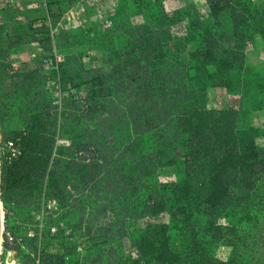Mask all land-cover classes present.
Returning <instances> with one entry per match:
<instances>
[{
  "label": "trees",
  "instance_id": "16d2710c",
  "mask_svg": "<svg viewBox=\"0 0 264 264\" xmlns=\"http://www.w3.org/2000/svg\"><path fill=\"white\" fill-rule=\"evenodd\" d=\"M52 1L61 6L74 4L76 0ZM137 1L131 0V3L139 9L143 3ZM118 13L124 12L119 10ZM132 15L129 12L124 18L125 14H120L116 20L115 31L124 41L109 53L99 69L86 70L82 56L68 52L96 41L95 32L83 36L65 32L56 40L58 46L54 51L63 55V60L57 62L55 56L51 58L56 68L47 77L59 78L63 94L86 90L89 101L84 113L75 101L63 102L59 114L70 145H57V106H54L53 97L40 94L43 81L26 84L22 96L14 94L19 96L23 106L10 109L18 110L25 117L27 132L17 133L18 139L14 138L18 154L2 171L1 191L8 195L11 186H8V179L20 162L27 169V163L34 160L33 173L39 179L37 198L54 200L61 212L72 213L79 220L76 226L60 229L53 236V239L62 238L58 244L45 245L50 231L41 234L40 240L36 236L25 240L29 248L39 254L40 264H66L83 243L89 250L106 245L115 227L98 228L85 210L93 198L109 205L112 194L116 195L115 190L110 192V186L120 178L116 177L115 160L109 158L105 139L89 136L99 128L87 125L97 122L108 102L113 107L115 101H109L111 98L128 91V104H118V111L127 124L130 118L138 121L139 136L133 140L136 143L132 147L137 148L145 142L141 136L156 131L152 137L157 155L164 164H176L179 157L184 158V180L164 186L168 187L173 202L172 215L182 221V226L179 236L172 237L168 224L150 222L134 241V251L119 254L113 250L105 259L99 256L89 263L246 264L241 255L254 251L248 247L245 235L229 237L234 252L228 261L214 257L213 245L225 236H221L222 228L211 224L216 213L229 207L233 197L237 196L238 202L245 204L250 203L253 196L261 198L264 135L257 126L240 124L236 112L208 111L194 101H199L208 87L231 88L234 85L235 76L246 67L244 48L247 43H252L256 35L264 38V7L255 6L252 0H210L209 17L200 16L194 20L184 39L174 38L169 33L171 25L183 20L186 15L183 10L153 11L144 14L143 22L137 23L130 19ZM225 18L230 20V35ZM190 41L200 43L190 53L194 63L191 68L187 60L180 58L184 43ZM171 50L174 53H170ZM51 51V48L46 49V52ZM2 67L0 76L5 79L45 77L38 70L21 73L12 72L10 64L2 63ZM256 76L264 86V77L260 73ZM130 86L134 89L126 90ZM37 105H40L39 114L33 112ZM55 151L58 156L48 175ZM88 153H92L89 160L84 157ZM140 153L146 152L140 147ZM152 167L147 164L146 169L151 172ZM125 173L129 174L130 170ZM10 203L14 211L19 209L15 201ZM147 205H150L146 210L150 215L167 210V203L153 196ZM40 208L39 202L33 209L40 211ZM208 233L209 239H205ZM23 258L30 257L26 254Z\"/></svg>",
  "mask_w": 264,
  "mask_h": 264
},
{
  "label": "rangeland",
  "instance_id": "374dc122",
  "mask_svg": "<svg viewBox=\"0 0 264 264\" xmlns=\"http://www.w3.org/2000/svg\"><path fill=\"white\" fill-rule=\"evenodd\" d=\"M209 1L138 0V3H143L138 9L131 3V0H76L74 4L61 6L52 0H0V27H4L0 29L1 70L2 63H6L10 64L12 72L23 73L38 70L45 75V77L43 75L45 80L39 77L35 80L23 77L5 79L0 76V199L3 210L1 239L3 237L4 240L0 249V264H40L39 254H35L25 240L34 236L40 240L41 234H47L50 231V235L46 236L45 245L49 242L58 244L62 238L53 239V236L60 229L76 226L79 221L72 213L61 212L54 200L46 201L37 198L36 189L39 179L33 173L34 160L27 163V169L24 163L20 162L8 179V186L11 185L8 195H3L1 191L2 171L18 154L14 138L18 139L17 133L27 132L25 117L21 116L18 110L10 109L12 106L19 107L22 104L19 96L15 97L14 94L22 96V89L26 84L43 81L42 91L44 93L40 94H46L48 98L53 97L54 106H57L55 109L58 113L55 132L57 145H70L63 131L59 114L64 106L63 102L75 101L79 104L82 113L88 109L89 101L86 98V90L82 89L80 93L73 90L69 93L70 95L63 94L59 78L49 79L47 77V74L49 75L53 70L50 64L51 58L56 57L57 54L62 56L54 51L58 46L56 40L60 34L66 32L83 36L88 32H95L96 41L88 46L68 50V52L71 55L82 56L86 70L99 69L103 67L104 60L109 53L117 50L124 41V37L115 31V22L120 14L122 16L125 14L124 18H126V15L132 12L130 19L133 23H137L143 22L144 14L153 11L183 10L186 12L183 20L171 25L169 33L174 38L184 39L187 37L188 27L194 20L200 16L209 17ZM252 2L255 6L264 7V0H252ZM119 10L124 13H118ZM137 11L140 13L136 14ZM9 12L14 13L9 14ZM224 24L229 35L232 34L229 18L224 19ZM14 42H17V45H13ZM184 44L180 58L187 60V65L191 68L194 63L190 60V53L200 43L190 41ZM47 48H51L52 51L46 52ZM244 52L246 67L240 75L235 76L234 85L231 88L208 87L199 97V101H194V103L200 104L208 111L236 112L239 115L240 124L257 126L264 135V86L261 85L262 80L257 79L256 76V73H260L264 77V38L256 35L252 43H247ZM170 53H174L173 50ZM191 74H193L192 71ZM66 85L70 87L69 84ZM129 89L132 90L134 87L126 88V90ZM128 95V91H124L118 97L111 98L109 101H115L112 104L113 107H110L108 102L106 111L100 114L97 122H90L87 125L99 128L89 136L97 140L105 139V145L110 150L109 158L115 160L116 177L120 178L113 187L110 186V192L115 190L116 195L112 194V202L109 205L93 198L85 210L91 214L90 218L98 228L108 225L115 227L112 239L102 248L95 247L90 250L84 246V243V245L81 244L77 254L67 259L66 264H90L89 262L96 257L102 256L105 259L109 253L111 255L113 250L119 254L134 251V241L150 222L168 224L170 235L179 236L182 221L172 215L173 202L168 187L164 186L181 183L184 180V158L179 157L176 164H164L157 155L158 149L152 137L156 131L141 136L145 142L142 145L139 144L137 148L132 147L136 143L133 140L139 136L138 121L136 118H130L127 124L118 111V104H128L126 99ZM39 106L37 105V109L33 111L36 112L35 114L41 112L38 110ZM148 137L151 139L147 140ZM140 147L146 152L145 154L140 153ZM57 156L55 151L49 164L48 175ZM84 157L89 160L92 158V153ZM147 164H152L151 172L146 169ZM127 169L130 170L129 174L125 173ZM260 194L261 198L253 196L247 204L239 203L235 196L229 201L227 209L216 213L211 226L222 228L221 236H225L222 241L212 247V254L216 259L228 261L234 252V247L229 243V237L240 238L245 235L248 247H251L250 250L254 252L241 255V259L245 260L246 264H264V191ZM152 196L166 202L167 210L150 215L146 210L150 206L147 202ZM106 200L109 202L108 199ZM12 201L16 202L18 210L12 209L10 205ZM39 202L41 208L40 211H36L33 208L38 206ZM7 203H9L8 206ZM24 223L27 224L23 225ZM8 232L24 238L25 247L21 248L7 243L6 233ZM209 236L208 233L204 238L209 239ZM26 254L29 255V259L23 258Z\"/></svg>",
  "mask_w": 264,
  "mask_h": 264
},
{
  "label": "built area",
  "instance_id": "2783aa9c",
  "mask_svg": "<svg viewBox=\"0 0 264 264\" xmlns=\"http://www.w3.org/2000/svg\"><path fill=\"white\" fill-rule=\"evenodd\" d=\"M56 60H57V62L62 61L63 60V55L60 57L57 54L56 55ZM50 64H51L52 69L56 68V65L52 61H50ZM53 231H55V230L53 229ZM2 242H4L3 237L1 239V244H2ZM6 242L9 243V244H13V245L19 246L21 248L25 247L24 246L25 245L24 238L16 236L15 234H11L9 232L6 233Z\"/></svg>",
  "mask_w": 264,
  "mask_h": 264
},
{
  "label": "water",
  "instance_id": "95a60500",
  "mask_svg": "<svg viewBox=\"0 0 264 264\" xmlns=\"http://www.w3.org/2000/svg\"><path fill=\"white\" fill-rule=\"evenodd\" d=\"M0 175H1V171H0ZM1 214H2V204H1V199H0V230H1L2 217H3V216H1ZM0 238H1V234H0ZM0 245H1V243H0Z\"/></svg>",
  "mask_w": 264,
  "mask_h": 264
},
{
  "label": "bare ground",
  "instance_id": "6f19581e",
  "mask_svg": "<svg viewBox=\"0 0 264 264\" xmlns=\"http://www.w3.org/2000/svg\"><path fill=\"white\" fill-rule=\"evenodd\" d=\"M3 211V210H2ZM1 216H3V212L1 214ZM3 232V217H2V225H1V230H0V234H2ZM0 243H1V238H0ZM0 249H1V245H0Z\"/></svg>",
  "mask_w": 264,
  "mask_h": 264
}]
</instances>
